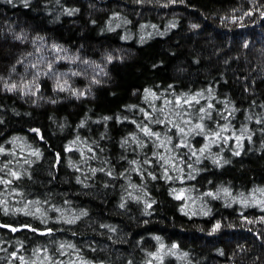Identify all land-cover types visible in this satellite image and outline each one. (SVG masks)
<instances>
[{
    "label": "trees",
    "instance_id": "obj_1",
    "mask_svg": "<svg viewBox=\"0 0 264 264\" xmlns=\"http://www.w3.org/2000/svg\"><path fill=\"white\" fill-rule=\"evenodd\" d=\"M0 264H264V0H0Z\"/></svg>",
    "mask_w": 264,
    "mask_h": 264
},
{
    "label": "snow or ice",
    "instance_id": "obj_2",
    "mask_svg": "<svg viewBox=\"0 0 264 264\" xmlns=\"http://www.w3.org/2000/svg\"><path fill=\"white\" fill-rule=\"evenodd\" d=\"M199 127V126H198ZM15 231V229H13Z\"/></svg>",
    "mask_w": 264,
    "mask_h": 264
}]
</instances>
